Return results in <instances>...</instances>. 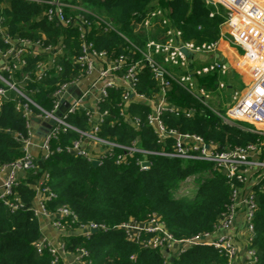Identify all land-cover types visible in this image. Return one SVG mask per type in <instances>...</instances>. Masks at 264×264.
<instances>
[{
  "label": "trees",
  "instance_id": "16d2710c",
  "mask_svg": "<svg viewBox=\"0 0 264 264\" xmlns=\"http://www.w3.org/2000/svg\"><path fill=\"white\" fill-rule=\"evenodd\" d=\"M5 3L2 12L10 34L32 40L44 36L42 40L45 44H54L62 39L66 45L55 62L60 70L51 69L44 78L26 80L24 84L29 97L49 110L51 93L60 83L81 73L73 62L79 53L76 31L55 21H47L44 17L37 18L43 10L40 4L18 0H6ZM76 4L84 8L83 14L94 22L104 19L113 26L114 30L105 32L94 24L89 37L98 50L115 55L127 53L131 45L143 47L147 40L163 42L166 39L165 25L155 24L151 31H146L142 24L137 26L148 12L160 9L180 32L182 42L197 44L216 40L224 10L219 6L218 12L209 16L215 9L204 0H79ZM4 46L0 39V48ZM36 61L28 57V66L22 72L13 74L15 80L20 81L23 73L28 71L32 74ZM138 77L135 91L154 95L157 86L150 71L144 69ZM215 87L216 79L212 78L209 88L214 90ZM215 93L219 94L214 90L212 95ZM120 96L121 88L109 89L108 97L101 102V108L107 110V115L99 125L98 135L123 145L136 140L140 148L160 150L161 145L156 141L152 128L145 123L150 110L148 105L129 104V113L141 121L140 128L134 130L118 117ZM16 98L15 92L9 90L0 105V165L22 155L14 134L26 135L27 129L21 112L15 108ZM167 98L175 106L196 109L191 118L164 111L161 118L167 127L197 133L222 148L243 145L255 138L251 133L222 123L177 83L170 85ZM68 122L80 131L87 130L86 116L82 111L70 114ZM78 135L73 129L59 132L57 138L50 142L52 153L42 160L47 175L45 185L55 194L54 198L46 201V209L53 211L66 206L75 214L73 222L69 217L65 219L74 232L66 234L63 240L65 249L73 252L76 248H84L88 253L86 264L226 263L225 256L211 246L195 245L171 256L168 251L141 247L128 240L119 228H112L130 219L142 220L149 214H156L174 239L210 230L229 202L230 183L212 170L209 163L151 154L147 156L148 167L143 170L136 162L142 157L139 153L132 154L126 164H115L113 157H106L93 165L83 156L55 151L56 146H69ZM31 174L17 180L13 186L14 196L9 197L12 201L16 197L22 205L20 208L11 211L0 199V264H62L52 262L47 246L41 249L37 246L39 217L34 215L32 208L36 198L33 184L38 177ZM189 175H194L195 187L176 192ZM255 201L257 207L252 218L255 236L250 247L255 251L257 264H264V192L257 191ZM88 222L102 224L107 229L98 228L88 235L78 233V225Z\"/></svg>",
  "mask_w": 264,
  "mask_h": 264
},
{
  "label": "built area",
  "instance_id": "2783aa9c",
  "mask_svg": "<svg viewBox=\"0 0 264 264\" xmlns=\"http://www.w3.org/2000/svg\"><path fill=\"white\" fill-rule=\"evenodd\" d=\"M5 1L0 0V39L5 45L0 48V105L7 98V91H14L18 97L15 100V108L21 112L27 131L26 135L14 134V138L20 143L22 155L0 165V174L8 172L0 184V199L3 203L7 204L11 211L22 206L16 197L13 201L9 200V197L14 196L13 186L17 182L15 178L17 171L32 174L37 172V160L29 152L33 138L37 135L36 131L41 132L38 135L40 140L38 147L44 151V156L40 159L43 160L52 153L50 142L57 138L58 133L73 129L78 132V138L64 148L56 146L55 151H66L83 156L90 162L96 160L97 163L106 157H113L115 164L119 165L126 164L132 154L139 153L142 157L136 162L143 170L147 169L149 164L147 156L151 154L203 161L209 163L212 170L217 171L230 183L229 202L210 230L188 238L174 239L165 229L164 222L156 214H149L145 219H130L112 227L122 230L128 240L141 247L169 253L174 246L176 252L171 256H176L191 246H211L225 256V264H235L239 246L235 242L238 232L233 228L237 213L243 212L247 234L243 240L245 264H257V257L254 249L250 247V242L255 236L252 223L257 207L255 193L264 192V0H204L215 9L209 16L218 12L219 6L224 9L220 26H224L226 31L213 42L197 44L182 42L180 32L169 23L160 9L148 12L141 17L144 28L148 29L155 24L165 25L166 39L163 42L148 40L143 47L131 45L127 53L118 55L98 50L94 46L89 35L95 22L83 14L84 9L76 4L79 0H18L42 5L43 10L37 18L44 17L47 21H55L76 31L79 53L73 58V62L80 68L81 73L60 83L51 93L49 110L29 97L24 84L26 80L44 78L51 69L60 70L55 62L66 45L62 39H58L54 44H45L42 40L43 35L42 39L32 40L18 34H10L6 17L2 12L6 5ZM96 25L105 32L114 30L104 19H100ZM222 39L241 48L242 53L236 71L243 77H239L238 83L230 86L228 106L219 110L211 106L207 100L214 90L220 92L229 87L232 84L230 81L233 80L229 66L213 56ZM182 48L190 54H183ZM202 55L210 56V59L204 61L196 59ZM28 57L37 60L32 74L29 71L23 73L22 79L17 82L13 74L22 72L28 66ZM144 69L150 71L156 83L157 92L153 95L154 98L135 91L138 74ZM90 75L92 79L80 89L79 79ZM212 78L216 79L214 90L209 88ZM172 83L182 86L222 123L253 134L254 140L243 145L235 144L222 148L218 143L197 133L167 127L161 118L164 111L181 113L186 118H191L196 112L194 107H179L169 103L167 93ZM71 87L77 89L65 105L64 96ZM113 88H121L120 101L117 104L118 117L134 130L140 128L141 121L129 113V104L148 105L150 110L146 114L145 123L152 128L156 141L161 145L160 150L140 148L136 140L123 145L98 135L99 125L107 115V110L101 108V102L108 97L109 89ZM75 111H82L86 116L87 130L80 131L68 122V116ZM49 118L55 120L54 124L46 132H42L40 127H44ZM83 142L96 144L99 152L95 154L83 147ZM46 178L43 169L33 184L38 199L37 205L32 208L34 215L51 217L55 229H72L65 221L68 217L70 222L75 220V214L69 208L60 206L53 211L46 209V201L55 197L45 185ZM193 178L194 175H189L184 181L188 182L190 179L193 181ZM193 185L191 189L195 187V184ZM77 228L80 234L85 235L90 234L91 229H107L104 225L93 222L79 224ZM44 245L48 247L52 262L63 264L65 253L63 240L56 244L37 241L39 249ZM87 256L84 248H76L73 255L74 263L86 264Z\"/></svg>",
  "mask_w": 264,
  "mask_h": 264
},
{
  "label": "crops",
  "instance_id": "0c3cea01",
  "mask_svg": "<svg viewBox=\"0 0 264 264\" xmlns=\"http://www.w3.org/2000/svg\"><path fill=\"white\" fill-rule=\"evenodd\" d=\"M84 11H85V9H84ZM95 24H96V21H95ZM141 24H142V20H141V22L137 23V26L139 27ZM154 27L155 26L153 25L150 28H148V29L145 28V29H146V31H151ZM225 29L226 28L224 26L219 25V35L216 38V40L219 38L221 33H224L226 31ZM233 46L234 45H231L226 40L222 39L219 41V48H218L217 52L213 55L214 58L220 59L225 64H227L229 66V69L231 70V73L233 74V80L230 81V83H232V84L229 85V87L220 90V92L218 91L219 92L218 95H220L218 97V99H219L218 103L219 104L216 102L217 103L216 106H218L220 109H222V107L227 105V104L226 105L223 104V102H224L223 91L230 89V86H234L236 83H238L239 77L240 78L243 77V75L239 76L240 74L236 71L237 70V63L240 60L241 54L237 53L236 50L233 48ZM196 59L199 61L209 60L210 56H203V55L197 56ZM92 75H94V73ZM92 75H90L89 77L80 78L79 82H78L79 83L78 87L80 89H83L84 86L92 79ZM76 89L77 88L71 87L68 90L67 94L64 96L65 105H66V103H68L69 100H71V96H73V93L75 92ZM228 94H229V92L226 94V91H225V97L226 96L228 97ZM150 97L154 98L155 96L152 95ZM39 141H40L39 136L36 135L33 138V142L29 148V152L31 153V155L34 157L35 160H40L44 156V151L40 150V148L38 147ZM82 146L92 150V152L95 154L97 152H99V150H100L99 147L93 143L83 142ZM7 173L8 172L6 171L5 173L0 174V184L4 180ZM27 174H28V172L19 170L15 173V178H16V180H19V179L23 178L24 176H26ZM37 202H38V199L35 198V202H34L35 206L37 205ZM39 226H40L39 240L44 241L47 244H56L59 241L64 240L66 234L70 233L71 231H72V233H74L73 228L72 229H66V230L65 229H55V227L52 225V219L49 216H40L39 217ZM233 229L238 232L235 242L239 246L238 251H237V255H236V259H235V264H245L246 256H245V250L243 247L245 242H243V240L247 234L245 231V216H244L243 212L237 213L236 223H235V226ZM77 232L80 233L78 228H77ZM175 250L176 249L173 246L171 248L170 254L174 255L176 252ZM73 255H74V251L71 252V251L65 249V253L63 255V264H75L74 259H73Z\"/></svg>",
  "mask_w": 264,
  "mask_h": 264
},
{
  "label": "rangeland",
  "instance_id": "374dc122",
  "mask_svg": "<svg viewBox=\"0 0 264 264\" xmlns=\"http://www.w3.org/2000/svg\"><path fill=\"white\" fill-rule=\"evenodd\" d=\"M233 48L236 50V52L237 53H242V50H241V48H239V47H236V46H233ZM78 85H79V83H78ZM87 85V84H86ZM85 85V86H86ZM84 86V87H85ZM225 91H226V94L229 92V89H227V90H224L223 91V95H224V102H223V104L224 105H226V106H228V97L226 96L225 97ZM220 95H218L217 93H215V94H213L212 96H209V98H208V103L211 105V106H213L214 108H216V109H219L220 110V108L218 107L217 108V103H218V97H219ZM217 102V103H216ZM219 104V103H218ZM224 111V110H223ZM194 183H193V181L190 179L188 182H185L184 180L180 183V185H179V188H178V190L176 191V192H178V193H180L181 191H183V189H184V191H186V190H188V189H191L194 185H193ZM185 186V187H184ZM187 186V187H186ZM191 186V187H190ZM181 187L183 188V189H181Z\"/></svg>",
  "mask_w": 264,
  "mask_h": 264
},
{
  "label": "water",
  "instance_id": "95a60500",
  "mask_svg": "<svg viewBox=\"0 0 264 264\" xmlns=\"http://www.w3.org/2000/svg\"><path fill=\"white\" fill-rule=\"evenodd\" d=\"M181 52L183 54H190L185 48H182L181 49ZM54 119L53 118H49L47 120V122L44 124L45 126L43 127H40L41 131L42 132H46L53 124H54ZM39 130L36 131V134L39 135ZM93 165H96L97 164V161L96 160H93L91 162ZM37 172L35 174H31L32 177H39L40 173L43 171L44 167H43V163H42V160H37ZM96 230L95 229H91V232H95ZM172 259V258H171Z\"/></svg>",
  "mask_w": 264,
  "mask_h": 264
}]
</instances>
